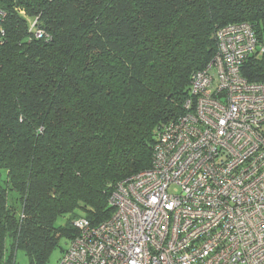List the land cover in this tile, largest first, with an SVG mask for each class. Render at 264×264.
Here are the masks:
<instances>
[{
    "label": "trees",
    "instance_id": "16d2710c",
    "mask_svg": "<svg viewBox=\"0 0 264 264\" xmlns=\"http://www.w3.org/2000/svg\"><path fill=\"white\" fill-rule=\"evenodd\" d=\"M241 21L264 43V0H0V264H47L79 218L112 215ZM244 64L264 82V54Z\"/></svg>",
    "mask_w": 264,
    "mask_h": 264
},
{
    "label": "built area",
    "instance_id": "2783aa9c",
    "mask_svg": "<svg viewBox=\"0 0 264 264\" xmlns=\"http://www.w3.org/2000/svg\"><path fill=\"white\" fill-rule=\"evenodd\" d=\"M216 38L152 166L117 184L108 219L76 221L58 264H264V82L242 71L264 43L247 21Z\"/></svg>",
    "mask_w": 264,
    "mask_h": 264
},
{
    "label": "rangeland",
    "instance_id": "374dc122",
    "mask_svg": "<svg viewBox=\"0 0 264 264\" xmlns=\"http://www.w3.org/2000/svg\"><path fill=\"white\" fill-rule=\"evenodd\" d=\"M168 189L170 193L173 194L180 193V188H178V186L171 185L170 188ZM67 247H69L68 240L62 239L60 241V246L55 248L52 254H50L51 256L47 264H58L62 256V253L64 252L63 249H66ZM15 257H16V264H29V258L28 256H26V253L23 249H17Z\"/></svg>",
    "mask_w": 264,
    "mask_h": 264
}]
</instances>
